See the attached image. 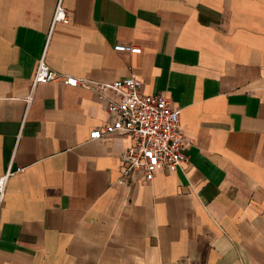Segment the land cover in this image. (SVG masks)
<instances>
[{"label": "crops", "instance_id": "obj_1", "mask_svg": "<svg viewBox=\"0 0 264 264\" xmlns=\"http://www.w3.org/2000/svg\"><path fill=\"white\" fill-rule=\"evenodd\" d=\"M56 2L0 0V264H264V0ZM64 76L168 98L186 162L120 183L130 138Z\"/></svg>", "mask_w": 264, "mask_h": 264}, {"label": "built area", "instance_id": "obj_2", "mask_svg": "<svg viewBox=\"0 0 264 264\" xmlns=\"http://www.w3.org/2000/svg\"><path fill=\"white\" fill-rule=\"evenodd\" d=\"M67 21V12L61 6L60 0H57L51 24ZM113 50L132 54L140 52L138 46L130 44H115ZM58 77L59 74L44 63L43 55L40 56L30 80L25 102L31 101L36 85L51 82ZM63 83L71 87L81 86L89 89L104 103L108 121L89 132V139L109 135H127L130 138L131 144L118 155L121 165L120 183L130 184L138 175L149 182L157 168L174 171L186 162L183 150L187 142L178 125L180 110L172 106L168 98L141 93L139 83L131 76L109 82L64 76ZM6 176L7 172L0 177V190Z\"/></svg>", "mask_w": 264, "mask_h": 264}]
</instances>
